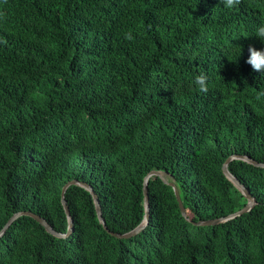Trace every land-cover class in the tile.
I'll return each instance as SVG.
<instances>
[{
    "label": "trees",
    "instance_id": "obj_1",
    "mask_svg": "<svg viewBox=\"0 0 264 264\" xmlns=\"http://www.w3.org/2000/svg\"><path fill=\"white\" fill-rule=\"evenodd\" d=\"M264 0H0V264H264ZM130 34L132 39H126ZM239 51V55L237 54ZM209 78L207 92L195 77ZM150 222L131 238H116Z\"/></svg>",
    "mask_w": 264,
    "mask_h": 264
},
{
    "label": "water",
    "instance_id": "obj_2",
    "mask_svg": "<svg viewBox=\"0 0 264 264\" xmlns=\"http://www.w3.org/2000/svg\"><path fill=\"white\" fill-rule=\"evenodd\" d=\"M235 159L247 161V162H249V163H251V164H253V165L257 166V167H263L264 168V164L259 163V162L255 161V160H253V159H251L249 157H246V156H242V155L236 156V155H234V156H231L226 161V163L223 166V172H224L225 176L246 197V199L248 200V204L242 210H240L237 213H234V214L228 216L227 218H219V219H215V220L201 221V222H198V223H194L195 225H197V226H213V225L225 223V222H227L230 219L236 218L238 216H241L242 214H245V213L249 212L256 205V198L253 197L252 194H251V192L248 190V188L245 187L232 174H230V172L228 170L229 163L232 162ZM152 176L159 177L165 184L171 186L174 189L176 198H177L178 203H179V207H180L181 213H182V215L186 219H188L187 213H186V210H185V207H184V204H183V202L181 200L180 193H179V190H178L176 184L174 182H169L163 176V174L161 172H159V171H153V172L149 173L146 176L145 182H144V194H145V203H146V215H145V219H144L143 223L139 227H137L135 230H133L132 232L127 233L125 235H121V234H118V233H114V232L108 231L114 237H116V238H125V239L131 238V237L137 235L138 233H140L141 231H143L145 229V227L148 226V224L150 222L148 182H149V179ZM72 185H79V186L85 188L86 190H88L92 194L93 200H94V203H95V207H96V211H97V214H98L99 221L104 226V228L107 230V227H106V224H105V220L103 218V212H102V207H101L100 199H99L98 195L96 194V192L94 191V189L89 184H87V183H83V182H79L77 180H73V181L69 182L67 185H65L64 188H63V191H62V204L64 206L65 212H66V214L68 216V220H69V229H68L67 234L63 235V234L58 233L57 231L54 230V228L46 220H44L42 217H40V216H38V215H36L34 213H30V212H20V213L14 215L10 219V221L8 222V224L0 232V237L5 234L6 230L11 226V224L17 218H19V217H21L23 215H28V216L33 217L35 220H37L46 229V231L48 233H50V234H52V235H54L56 237H59V238H67V237H69L72 234V232H73V220H72V217H71V214H70L69 207H68L67 202L65 200V193H66L67 189L70 186H72Z\"/></svg>",
    "mask_w": 264,
    "mask_h": 264
},
{
    "label": "clouds",
    "instance_id": "obj_3",
    "mask_svg": "<svg viewBox=\"0 0 264 264\" xmlns=\"http://www.w3.org/2000/svg\"><path fill=\"white\" fill-rule=\"evenodd\" d=\"M220 3L227 9H232L240 3V0H220ZM255 37L258 38L261 43H264V22H261L256 30ZM126 39H132L130 34H126ZM248 58L246 63L251 65L252 69L259 73L264 72V48L257 49L253 46L248 47ZM239 55V51L237 53ZM194 85L200 92H207L209 86V78L206 74L201 73L195 77Z\"/></svg>",
    "mask_w": 264,
    "mask_h": 264
}]
</instances>
